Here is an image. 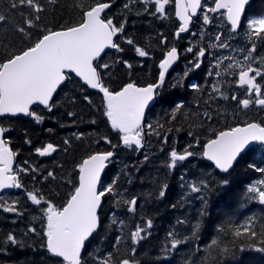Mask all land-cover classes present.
Instances as JSON below:
<instances>
[{
  "label": "trees",
  "instance_id": "1",
  "mask_svg": "<svg viewBox=\"0 0 264 264\" xmlns=\"http://www.w3.org/2000/svg\"><path fill=\"white\" fill-rule=\"evenodd\" d=\"M13 2L15 0H0V14L6 17L5 21H0V62L31 46L45 30H59L78 23L83 10L96 0H40L44 11L39 13L40 20L34 27L25 23L31 9L27 6L13 9ZM125 3L129 8H124ZM155 7L154 2L146 4L143 0H112L106 18H112L118 27L125 19L127 22L124 31L115 39L123 51L113 49L99 60V63L110 66L102 73L110 90L118 91L129 82L138 85L155 83L159 74L158 62L173 46L185 47L186 50L189 45L194 51L200 47L208 48L206 57L219 54L223 63L214 68L216 56L208 58V61L205 57L204 62L207 63L199 70L207 77L195 82L201 86L199 90L190 87L192 83L185 74L180 73L177 78H173L172 73L168 76L146 118L145 125L152 127L144 129V148L141 151L122 144L121 134L111 128L104 115L102 96L90 91L72 75L55 95L52 102L55 107L51 111L41 106L33 108L32 111L44 117L42 121L37 122L31 116L1 119L2 126L8 129L5 139L18 153L15 169L29 170L20 172L22 188L0 196V202L6 204L18 201L16 213L0 209V264H60L41 247L45 243L42 224L46 222L41 208L46 204L34 205L26 193L39 189L46 199L58 206L63 205L74 187L78 186V165L88 156L104 151H114L116 157L105 174L102 189L114 185V190L103 197L100 227L87 242L83 254L86 264H100L109 253L110 264H119L123 259L134 264H189V261L191 264H264V253L251 248L243 252L238 250L240 245L264 247L260 238H236L233 235L236 228L249 221L255 230L264 231V204L254 198L255 194L247 192L250 185L264 179V174L250 167L252 164L264 167V147L252 148L240 159L235 170L226 175L215 172L199 157L207 140L214 138L219 131L251 122L252 118L257 117L258 121V116L264 115V109H257L259 107L255 104L242 108L238 103L239 98H243L237 83L239 69L225 71L229 64L237 62L251 64L254 68L264 64L260 59L264 57V40L254 41L256 51L252 60L244 59L253 43L246 35L247 18L264 9V0L252 1L238 32L231 31L222 15L209 13L211 23L206 24L202 16L194 30L181 38V43L170 38L164 45L163 38L170 33L166 30L175 26L173 8L170 7V17L162 18L158 13L153 14ZM21 27L25 28L24 33L18 30ZM218 33H223L221 41H226L228 48L209 47L219 43L215 40ZM128 39H132L134 44L129 45ZM137 46L144 48L149 55L140 57L135 52ZM182 55L185 59L188 57ZM124 61L132 67H127ZM216 71L221 72L219 77L215 75ZM257 82L264 84L260 77H257ZM213 85L219 87L220 92H216ZM233 95L237 100L231 98ZM85 96L91 103L84 99ZM178 105L182 107L177 111ZM104 137L112 144H108ZM164 137H167L166 141ZM48 143L55 145L56 151L50 157H41L36 149ZM189 144L193 145L189 150L196 155L178 162L174 169L169 168L171 150L175 148L182 153ZM205 165L208 168L203 171ZM49 172L53 173L52 177H48ZM223 179L230 183L221 186L219 181ZM200 181H207L209 188L202 189L201 193L191 192L189 185ZM164 184L168 187L161 198L159 192ZM133 198H137L134 211L126 203ZM201 212L205 214L201 216ZM147 219L153 222L151 229L147 230L150 235L135 244L131 233L137 225L144 227ZM178 220L185 222L178 224ZM196 222H200L201 228L193 238L192 226ZM31 227H35L37 233L29 232ZM173 230L178 238L187 236L189 239L177 249L166 251L165 245L170 248L168 233ZM9 233L16 235L21 244H3ZM214 239L220 242L218 246L212 245ZM224 245L232 251L231 255L221 253ZM133 248L136 249L134 256Z\"/></svg>",
  "mask_w": 264,
  "mask_h": 264
},
{
  "label": "snow or ice",
  "instance_id": "2",
  "mask_svg": "<svg viewBox=\"0 0 264 264\" xmlns=\"http://www.w3.org/2000/svg\"><path fill=\"white\" fill-rule=\"evenodd\" d=\"M144 3L155 4V13L165 14L166 6L170 0H143ZM175 16L182 22L176 36L186 32L193 20V16L198 10H203V20L205 23H211L209 13H218L221 10L230 22L232 32H236L241 28L242 19H245L246 8L250 5V0H213L212 7L203 4V0H174ZM20 6H27L31 9L34 16L29 15L25 23L30 26H36L40 20V15L44 11L40 0H15L11 3V8L15 9ZM112 6V0H96L95 3L83 10L81 19L78 23L71 26H66L60 30L47 29L39 36L31 46L21 50L18 54H12L9 58L0 62V115L3 114H24L33 117L37 122L44 119L32 111L34 104H42L49 111L55 104L52 103L53 94L57 91L65 80L68 79L66 70H71L76 73L82 80L92 89H98L103 94L104 115L108 118L111 128L122 133L120 139L122 144L128 147H142V139L145 127L151 129V125H145V110L150 102L156 97L157 89L164 84L165 75L169 68L177 61L179 53L178 49L173 46L168 50L164 59L159 63L161 69L159 73L158 83L147 84L146 86H138L135 82H129L123 85L120 90H110L104 83L103 71L110 66L108 63H99L101 54L107 48L123 51L119 44L114 41V37L124 31L126 19L116 26L112 18H106V10ZM82 7V6H81ZM124 8H129V4L125 3ZM147 11V8H145ZM6 17L0 14V21H5ZM247 37L253 41L251 49L248 50L245 60H252V54L256 51L255 40H264V9L253 13L251 18H247ZM21 33L25 32V28L18 29ZM223 33H218L215 40L219 43L211 44V48H228L229 44L221 41ZM129 45L134 44L132 39H128ZM188 52H193V48H188ZM208 48L200 47L196 52L194 68H200ZM243 51V49H241ZM135 52L140 57H146L149 52L139 46L135 47ZM225 59H232L226 57ZM264 61V57L260 58ZM125 65L132 67L127 61ZM191 63V62H190ZM223 63L222 59L217 58L214 68H219ZM229 68H237L238 81L237 83L243 87L247 86V92L255 95V99L244 98L238 103L247 109L255 103L259 106H264V84L257 82V77L264 80V64L261 67H252L251 64H229L225 71ZM234 75L236 73H233ZM187 75V73H185ZM209 75H212L209 72ZM215 75L219 77L220 71H216ZM190 87L194 90H199L200 85L192 83ZM216 92H220L219 87L213 85ZM224 95L223 93H220ZM225 98H227L225 96ZM237 100V96L231 97ZM85 100L91 103L90 99L85 96ZM182 105L177 106V111ZM75 115V113H69ZM205 115H209L205 113ZM209 118H211L209 116ZM8 131L3 126H0V191L9 188H22L23 184L19 179L20 172H27L29 169H14L13 163L17 152L13 151L9 146L10 142L4 139L5 132ZM82 135V134H81ZM79 138V137H77ZM108 144L112 141L107 137L103 138ZM165 141L167 137H164ZM30 143V141H28ZM68 143V141H65ZM199 144V140L196 141ZM264 147V123L247 122L243 125L228 128L216 133L215 138L208 139L203 146L202 155L208 160L215 163L216 168L224 173H228L232 169L238 158L246 149H250L253 145ZM115 147V146H113ZM193 145L189 144L182 153H178L175 148L170 152L169 168H175L178 162H184L190 157L196 155L189 149ZM56 151V146L48 143L42 148H37L36 152L41 156L51 154ZM114 156V151L96 152L79 165V183L74 187L67 201L58 206L51 200H48L40 192L39 189H34L26 193L28 199L34 205L46 204V207L41 208L43 220L42 224L43 236L45 243L41 245L46 249L51 258L60 261V264H86L83 259L86 241L100 227L99 210L102 204V198L106 194H110L114 190V185H108L101 190V173L106 167V162ZM148 157L145 156V160ZM255 171L264 174V167H257L256 164L250 165ZM53 173L49 172L48 177H52ZM47 179V177H45ZM230 183L228 179L219 181L221 186H227ZM168 185L164 184L159 192L162 198L166 194ZM190 191L193 193H201L202 189H208L207 181H200L199 184L193 182L189 185ZM248 193L255 194V199H258L261 204H264V179L259 180L255 184L247 188ZM18 201L12 204L0 202V209L7 212H18L15 206ZM129 204L130 210L134 211L137 203V198L126 201ZM175 207V205H173ZM205 213L201 212L203 216ZM35 219V217H34ZM185 221L178 220V224ZM115 223V220H113ZM123 224V222H120ZM152 220L147 219L145 226H136L135 231L131 233V238L135 244H138L146 236L150 235L148 229L152 227ZM201 228L200 222H196L192 226L191 236L196 237ZM29 232L37 233L35 227L29 228ZM236 238L248 237L249 239L260 238V243L264 244V231L258 232L252 226V221L246 223L241 228H236L233 231ZM170 238V248L165 245L166 251L177 249L180 245L187 243L189 237L183 239L178 238L175 230L168 233ZM19 245L21 241L17 236L9 233L3 244ZM218 240H213L212 245H219ZM235 247V245H234ZM254 249L260 253H264V247H257L255 244L240 245L239 251L243 252L246 249ZM136 249H132V255H135ZM222 254L231 255L232 251L227 245L221 249ZM111 253L100 264H110ZM119 264H133L129 259H123ZM138 264V262H136ZM189 264L191 262L189 261Z\"/></svg>",
  "mask_w": 264,
  "mask_h": 264
},
{
  "label": "water",
  "instance_id": "3",
  "mask_svg": "<svg viewBox=\"0 0 264 264\" xmlns=\"http://www.w3.org/2000/svg\"><path fill=\"white\" fill-rule=\"evenodd\" d=\"M204 1L205 0H203V3H204ZM251 2H252V0H250V4H251ZM108 10L109 9H107L106 10V13L108 12ZM246 10H247V8H246ZM201 11L202 10H198V12L193 16V20H192V22H191V24H190V26H189V29H188V31H186V32H183V33H180V34H188L189 32H190V29H191V25H192V23H193V21L195 20V19H197L198 18V16H199V14L201 13ZM224 10H221L220 12H223ZM220 12H218V13H220ZM105 13V14H106ZM174 19L175 20H177V22L179 23V25H181V21L179 20V18L177 17V16H175V3H174ZM227 19V18H226ZM243 20V19H242ZM229 24H230V22H228ZM180 27V26H179ZM237 31H239V29L237 30ZM236 31V32H237ZM114 41H115V37H114ZM110 50H113V48H107V49H105V52L104 53H102L101 54V57H100V59L104 56V54L107 52V51H110ZM178 60H179V56H178V59H177V61H175L174 63H173V65L169 68V70H168V72L166 73V75H165V78L167 77V75L169 74V72H171L174 68H175V66H176V64H177V62H178ZM160 71H161V69H160ZM66 73H67V75L68 74H70V75H73V76H75L78 80H80L84 85H86L90 90H92V91H94V92H98V93H100L101 95H102V97H103V94L101 93V92H99V90L98 89H92L90 86H88L83 80H82V78L81 77H79L76 73H74V72H72L71 70H66ZM67 80H65L60 86H58V88H57V91L53 94V97L56 95V93L58 92V90L63 86V84L66 82ZM158 83V82H157ZM141 87H143V86H141ZM159 89V88H158ZM157 89V90H158ZM37 104H39V103H37ZM37 104H34L33 106H35V105H37ZM155 104V98H154V100L152 101V102H150V104H149V106H148V108L145 110V118H144V122H145V119H146V116H147V113H148V111H149V109L153 106ZM39 105H41V106H43V107H45L44 105H42V104H39ZM32 106V107H33ZM46 108V107H45ZM18 116H27V115H24V114H16V115H12V114H3V115H0V118H5V117H18ZM0 126H1V124H0ZM122 134V133H121ZM138 147V146H137ZM247 150V149H246ZM245 150V151H246ZM54 153V152H53ZM53 153H51V154H48V155H44L43 157H50L51 155H53ZM39 154V153H38ZM114 157V156H113ZM113 157H111L110 159H112ZM206 158V157H205ZM207 159V158H206ZM208 160V159H207ZM208 161H210V160H208ZM14 162H15V160H14ZM211 162V161H210ZM13 167H14V163H13ZM107 163H106V167H105V169H104V171L101 173V181H100V184L102 183V180H103V177H104V174H105V172H106V170H107ZM218 169V168H217ZM219 170V169H218ZM13 190V188H9V189H6V190H2V191H0V194L2 193V192H7V191H12ZM102 205H103V198H102V204H101V207H102ZM101 209V208H100ZM100 211V210H99ZM98 230V229H97ZM91 238V237H90ZM87 242V241H86Z\"/></svg>",
  "mask_w": 264,
  "mask_h": 264
},
{
  "label": "flooded vegetation",
  "instance_id": "4",
  "mask_svg": "<svg viewBox=\"0 0 264 264\" xmlns=\"http://www.w3.org/2000/svg\"><path fill=\"white\" fill-rule=\"evenodd\" d=\"M165 14H166V18L168 17V13H167V10L165 9ZM195 59H196V56L195 54H192V58H191V64L193 66V64L195 63ZM194 68V67H193Z\"/></svg>",
  "mask_w": 264,
  "mask_h": 264
},
{
  "label": "rangeland",
  "instance_id": "5",
  "mask_svg": "<svg viewBox=\"0 0 264 264\" xmlns=\"http://www.w3.org/2000/svg\"><path fill=\"white\" fill-rule=\"evenodd\" d=\"M158 15H159V17H162V14H159V13H158Z\"/></svg>",
  "mask_w": 264,
  "mask_h": 264
}]
</instances>
